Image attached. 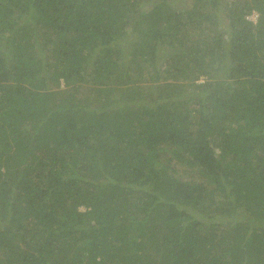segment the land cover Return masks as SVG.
Here are the masks:
<instances>
[{
	"label": "trees",
	"instance_id": "16d2710c",
	"mask_svg": "<svg viewBox=\"0 0 264 264\" xmlns=\"http://www.w3.org/2000/svg\"><path fill=\"white\" fill-rule=\"evenodd\" d=\"M144 1L0 0V264H264V0Z\"/></svg>",
	"mask_w": 264,
	"mask_h": 264
},
{
	"label": "rangeland",
	"instance_id": "374dc122",
	"mask_svg": "<svg viewBox=\"0 0 264 264\" xmlns=\"http://www.w3.org/2000/svg\"><path fill=\"white\" fill-rule=\"evenodd\" d=\"M240 1L241 0H239V2ZM174 2L176 4H178V7L180 6L179 8L181 10H183V9H186V8H191L193 6L195 0H174ZM148 3H149V0L144 1L143 2V4H144L143 7L150 8L149 6H151V5H148ZM235 3H236V6H237L238 5L237 4V0H218L216 13H217V18H219L218 19L219 24H220L219 27L221 28L222 31L229 32V31H231L233 29V26L230 23V22H232L233 17H231L227 11H229L230 8H232V9L233 8H236L235 7ZM249 17H251L252 19L256 20L257 17H258V13L256 11H254L252 14L249 15ZM197 33H198V30L197 31H194L193 36L194 35H197L198 36ZM199 36H200V34H199ZM130 37L131 38H129V40L132 39V41L135 40L134 38H136V39L138 38V36L135 33L133 34V36H130ZM0 46H1L2 50H3V52H6L9 56H12L11 55L12 52L10 51V47H11L10 45H7L5 43H0ZM121 46H122V48H124L126 50H127V47L129 46V49H130V44H129L128 41H127V43H123V44L121 43ZM139 46H140V44L138 42L137 43V47H139ZM37 48H38V46H37ZM41 50H43L44 53H48L49 52V50H48L47 47H45L43 49L42 48H38L37 49V52H38L39 55H41ZM172 50H173V48L170 47V46H168V45H166L163 49H161V51H160L161 56H157L156 57V60H157V63L156 64L154 62H152L151 60H147L145 62H143V61L141 62L143 64L144 71H145V75L147 76V78H148L149 75H156L157 74V70H161V74L162 75L165 74L167 67L170 66L166 62L165 59L167 58V55H171ZM102 52H104V51L103 50L101 51L100 49L93 50V54H94V57H95V59H93V60H96V58H100L99 56H101ZM148 52L149 51H146V53H148ZM135 60H131L130 58L126 60L127 61V66L129 65V63L132 64V66H129V68H128V70L130 71V74L132 75V77H136L137 76V74H136L137 73V70L134 69V61ZM166 64H167V66H166ZM95 65L96 64L93 63V64H91L90 67H93ZM107 83L108 84H111V83H113V81L108 80ZM132 83H135L134 86L137 87V86L145 85L146 83L149 84L150 82L144 81V80H141L140 79V80H138L136 82H132ZM62 84L64 85L65 82L63 81ZM97 84H98L97 82L96 83H93L92 81L91 82H88V83H84V86H85L84 87V91L87 90V85H89L90 87H92V86L94 87V86H97ZM137 89H139V88L137 87ZM91 91H92V89H91ZM113 94H114V96L116 98H120L119 91H115V92H113ZM191 105L194 108V105H193L192 102H191ZM193 112H194V110H193ZM216 149L218 150V148H216ZM239 218H242V217L239 216Z\"/></svg>",
	"mask_w": 264,
	"mask_h": 264
}]
</instances>
